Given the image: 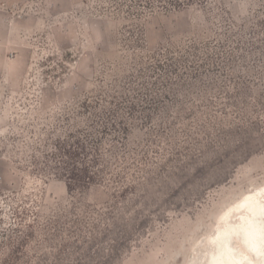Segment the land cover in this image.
Segmentation results:
<instances>
[{
	"label": "rangeland",
	"instance_id": "obj_1",
	"mask_svg": "<svg viewBox=\"0 0 264 264\" xmlns=\"http://www.w3.org/2000/svg\"><path fill=\"white\" fill-rule=\"evenodd\" d=\"M260 188L264 0H0V264H210Z\"/></svg>",
	"mask_w": 264,
	"mask_h": 264
},
{
	"label": "bare ground",
	"instance_id": "obj_2",
	"mask_svg": "<svg viewBox=\"0 0 264 264\" xmlns=\"http://www.w3.org/2000/svg\"><path fill=\"white\" fill-rule=\"evenodd\" d=\"M232 215L237 218L236 224L230 222ZM237 238L243 241L244 251L240 254L232 247ZM206 242L215 246L210 264H257L256 260L264 264V188L244 195L237 205L223 212L219 229Z\"/></svg>",
	"mask_w": 264,
	"mask_h": 264
},
{
	"label": "trees",
	"instance_id": "obj_3",
	"mask_svg": "<svg viewBox=\"0 0 264 264\" xmlns=\"http://www.w3.org/2000/svg\"><path fill=\"white\" fill-rule=\"evenodd\" d=\"M88 179L92 181L93 178H90V177H89Z\"/></svg>",
	"mask_w": 264,
	"mask_h": 264
}]
</instances>
